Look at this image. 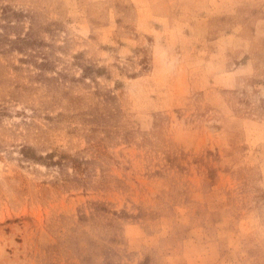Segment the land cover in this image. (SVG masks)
<instances>
[{
	"label": "rangeland",
	"instance_id": "rangeland-1",
	"mask_svg": "<svg viewBox=\"0 0 264 264\" xmlns=\"http://www.w3.org/2000/svg\"><path fill=\"white\" fill-rule=\"evenodd\" d=\"M0 264H264V0H0Z\"/></svg>",
	"mask_w": 264,
	"mask_h": 264
}]
</instances>
